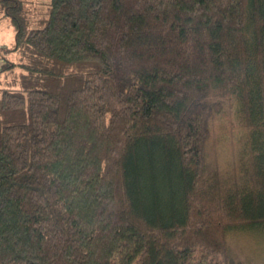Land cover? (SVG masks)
Instances as JSON below:
<instances>
[{
  "label": "trees",
  "instance_id": "trees-1",
  "mask_svg": "<svg viewBox=\"0 0 264 264\" xmlns=\"http://www.w3.org/2000/svg\"><path fill=\"white\" fill-rule=\"evenodd\" d=\"M0 0V264H228L264 228V0ZM237 104L230 174L209 160Z\"/></svg>",
  "mask_w": 264,
  "mask_h": 264
},
{
  "label": "rangeland",
  "instance_id": "rangeland-1",
  "mask_svg": "<svg viewBox=\"0 0 264 264\" xmlns=\"http://www.w3.org/2000/svg\"><path fill=\"white\" fill-rule=\"evenodd\" d=\"M49 0H33L28 7L31 18L47 10ZM33 16V17H32ZM15 32L9 20L3 17L0 7V71L8 62L19 63V53L11 52ZM21 69L0 72L2 87H19ZM1 97V94H0ZM243 129L237 115V104L228 102L213 124V137L209 144V160L224 172L236 171V154L242 145ZM228 264H264V228L239 231L228 236Z\"/></svg>",
  "mask_w": 264,
  "mask_h": 264
}]
</instances>
